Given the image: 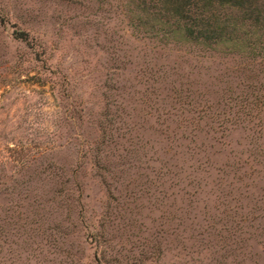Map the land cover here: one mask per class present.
<instances>
[{"label": "rangeland", "instance_id": "rangeland-1", "mask_svg": "<svg viewBox=\"0 0 264 264\" xmlns=\"http://www.w3.org/2000/svg\"><path fill=\"white\" fill-rule=\"evenodd\" d=\"M134 6L0 0V264H264V43Z\"/></svg>", "mask_w": 264, "mask_h": 264}, {"label": "trees", "instance_id": "trees-1", "mask_svg": "<svg viewBox=\"0 0 264 264\" xmlns=\"http://www.w3.org/2000/svg\"><path fill=\"white\" fill-rule=\"evenodd\" d=\"M152 15L164 36L225 51L246 50L254 37L264 43V0H130ZM130 16L138 18L128 9ZM166 26V27H165Z\"/></svg>", "mask_w": 264, "mask_h": 264}]
</instances>
